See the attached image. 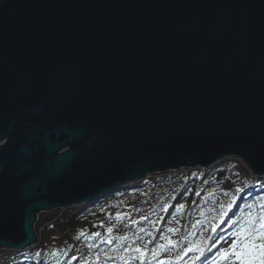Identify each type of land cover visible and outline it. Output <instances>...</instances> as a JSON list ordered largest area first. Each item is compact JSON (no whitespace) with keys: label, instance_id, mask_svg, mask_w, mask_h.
<instances>
[{"label":"water","instance_id":"95a60500","mask_svg":"<svg viewBox=\"0 0 264 264\" xmlns=\"http://www.w3.org/2000/svg\"><path fill=\"white\" fill-rule=\"evenodd\" d=\"M229 157L264 177V0H0V248Z\"/></svg>","mask_w":264,"mask_h":264},{"label":"trees","instance_id":"16d2710c","mask_svg":"<svg viewBox=\"0 0 264 264\" xmlns=\"http://www.w3.org/2000/svg\"><path fill=\"white\" fill-rule=\"evenodd\" d=\"M153 193H161L154 203L151 200ZM129 195L137 197L134 205L126 198ZM206 202L212 205L216 214H210L208 222L203 224L204 251L194 253L192 264L215 261L217 250L232 239L233 232L248 213L254 217L264 214V208L260 207L264 204V177L250 173L239 158L229 157L208 169L173 170L164 178L129 183L93 203L56 209L45 215L40 213L35 225L37 243L26 250L0 248V264H79L87 251L93 254L99 246H106L104 251L112 257L113 264H142L136 259H121L133 255L131 251L125 253V249L134 248L149 236L156 240L171 215L178 210L183 211L180 242L183 241L190 235L193 216ZM229 204H232L231 208ZM122 212L131 214L124 217ZM118 215L121 219H117ZM214 225L216 232H212ZM109 227L113 229L111 234L107 232ZM96 232L101 235L96 237ZM110 235L127 239H115L109 244L106 241ZM85 239L87 243H83ZM150 257L149 252L143 264H150Z\"/></svg>","mask_w":264,"mask_h":264},{"label":"rangeland","instance_id":"374dc122","mask_svg":"<svg viewBox=\"0 0 264 264\" xmlns=\"http://www.w3.org/2000/svg\"><path fill=\"white\" fill-rule=\"evenodd\" d=\"M238 158V157H237ZM241 160V159H240ZM242 161V160H241ZM243 162V161H242ZM244 163V162H243ZM244 165L248 168L249 167L244 163ZM173 171V170H170ZM175 171V170H174ZM178 171V170H176ZM167 173H169V171H165V172H154L151 173L150 175L147 176V178L145 179H153L154 177H162L164 178ZM153 177V178H151ZM161 196V193H153L151 195V200L154 203L156 200L159 199V197ZM127 199L130 200V205H134L136 203L137 197L135 195H129L126 196ZM56 210V209H55ZM54 211V210H52ZM50 211V212H52ZM50 212H42L41 215H45L48 214ZM183 211L182 210H178L176 213L172 214L171 217L169 218L167 224L165 225V227L162 229V231L158 234V236L156 237V240H152V237L149 236L144 240H141L140 242H138L135 247H144L145 244H147V248L149 250L151 249H156V256L153 257L151 255L150 252V264H160L161 261H169L171 260L173 262V264H192V261L194 262V253L190 254L188 253L186 256H183L182 258L178 259V257L181 256V253L184 249L189 248L191 246H193L194 244H199L202 241V235L205 231L203 224L205 222H208L210 214L215 216V212L212 210V205L209 204V202H206L204 205L201 206V208L195 213V215L193 216L190 225H189V232L190 235L189 237H187L186 239H184L183 241L180 242V234L182 232V229L184 228V219H183ZM121 214H123V216H130L131 213H127V212H122ZM38 220H39V214H38ZM37 220V222H38ZM36 222V223H37ZM36 225V224H35ZM34 225V228H35ZM175 229L176 231L174 232H169V229ZM36 231V229H35ZM172 240V241H176L177 246L175 248H172L171 246H168V240ZM87 239H85L83 241V243H87ZM232 243V239L225 241L223 243V248H227L231 245ZM97 245V244H95ZM159 245H166L167 246V250L164 249H160L158 246ZM106 246H99V249L93 251V254L91 251H87V253L83 256L82 260L79 261V264H85L86 260H89L90 258V264H97L96 261V256L97 254H99L100 256V261L99 264H113L110 259H108V257H110L105 251L104 248ZM1 254V252H0ZM189 261V262H188ZM187 262V263H186ZM214 260L210 263L213 264Z\"/></svg>","mask_w":264,"mask_h":264},{"label":"snow or ice","instance_id":"6c2138e0","mask_svg":"<svg viewBox=\"0 0 264 264\" xmlns=\"http://www.w3.org/2000/svg\"><path fill=\"white\" fill-rule=\"evenodd\" d=\"M240 191V189H237ZM235 197H233V201H235ZM183 207V206H182ZM229 208L232 207V204L228 205ZM249 207H252L249 205ZM261 208H264V204H261ZM223 215V213H222ZM117 219H121V216H117ZM143 231V229H141ZM169 232L176 231L175 229H169ZM107 232L111 234L113 229L109 227ZM212 232H216V226L212 227ZM81 235H84L81 233ZM96 237H99L101 233L96 232L94 234ZM151 235V233H149ZM115 239H123L126 240L127 237H113L109 236L107 239V243H113ZM176 241L168 240V246L175 248L177 246ZM203 242L199 244H194L193 246L186 248L182 251L181 256L178 259L186 256L190 252L202 253L204 251V247L202 246ZM160 249L167 250L166 245H159ZM132 252L133 255L131 257L122 256L121 259H136L138 261L143 262L146 261L149 256V252L153 257L156 256V249L149 250L147 248V244L144 247H134V248H126L125 253ZM199 257H196L198 259ZM108 259H112V257H108ZM97 264H99L100 256L97 254L96 256ZM85 264H90L89 260L85 261ZM160 264H173L171 260L169 261H161ZM214 264H264V214H258L256 217L253 216L252 213H248L245 217L244 222L240 225V227L233 232L232 234V243L227 248H219L216 253V259Z\"/></svg>","mask_w":264,"mask_h":264},{"label":"bare ground","instance_id":"6f19581e","mask_svg":"<svg viewBox=\"0 0 264 264\" xmlns=\"http://www.w3.org/2000/svg\"><path fill=\"white\" fill-rule=\"evenodd\" d=\"M44 212H46V211H44ZM42 213V212H41Z\"/></svg>","mask_w":264,"mask_h":264}]
</instances>
